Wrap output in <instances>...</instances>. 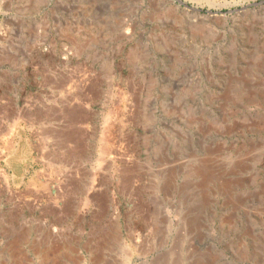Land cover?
I'll return each mask as SVG.
<instances>
[{
    "label": "rangeland",
    "instance_id": "1",
    "mask_svg": "<svg viewBox=\"0 0 264 264\" xmlns=\"http://www.w3.org/2000/svg\"><path fill=\"white\" fill-rule=\"evenodd\" d=\"M0 264H264V0H0Z\"/></svg>",
    "mask_w": 264,
    "mask_h": 264
},
{
    "label": "water",
    "instance_id": "2",
    "mask_svg": "<svg viewBox=\"0 0 264 264\" xmlns=\"http://www.w3.org/2000/svg\"><path fill=\"white\" fill-rule=\"evenodd\" d=\"M178 1H180V2H181V0H178Z\"/></svg>",
    "mask_w": 264,
    "mask_h": 264
},
{
    "label": "bare ground",
    "instance_id": "3",
    "mask_svg": "<svg viewBox=\"0 0 264 264\" xmlns=\"http://www.w3.org/2000/svg\"><path fill=\"white\" fill-rule=\"evenodd\" d=\"M209 172V171H208ZM203 173V172H202Z\"/></svg>",
    "mask_w": 264,
    "mask_h": 264
}]
</instances>
